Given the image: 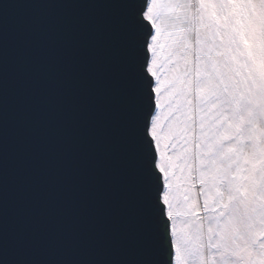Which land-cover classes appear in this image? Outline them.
Segmentation results:
<instances>
[{
	"label": "snow or ice",
	"instance_id": "snow-or-ice-1",
	"mask_svg": "<svg viewBox=\"0 0 264 264\" xmlns=\"http://www.w3.org/2000/svg\"><path fill=\"white\" fill-rule=\"evenodd\" d=\"M0 264H264V0L0 7Z\"/></svg>",
	"mask_w": 264,
	"mask_h": 264
},
{
	"label": "water",
	"instance_id": "water-1",
	"mask_svg": "<svg viewBox=\"0 0 264 264\" xmlns=\"http://www.w3.org/2000/svg\"><path fill=\"white\" fill-rule=\"evenodd\" d=\"M24 2H27V0H0V7H2L5 4L13 5Z\"/></svg>",
	"mask_w": 264,
	"mask_h": 264
}]
</instances>
